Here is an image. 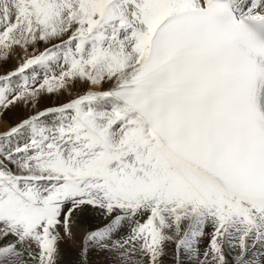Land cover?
Instances as JSON below:
<instances>
[{"label":"snow or ice","instance_id":"obj_1","mask_svg":"<svg viewBox=\"0 0 264 264\" xmlns=\"http://www.w3.org/2000/svg\"><path fill=\"white\" fill-rule=\"evenodd\" d=\"M0 125V264H264V0H0Z\"/></svg>","mask_w":264,"mask_h":264},{"label":"bare ground","instance_id":"obj_2","mask_svg":"<svg viewBox=\"0 0 264 264\" xmlns=\"http://www.w3.org/2000/svg\"><path fill=\"white\" fill-rule=\"evenodd\" d=\"M20 115H22V112L19 110H13L11 114H8V116L4 117V119H7L10 123L17 119ZM0 128H2V125H0ZM92 264H103V257L98 256L95 253L92 254L91 257Z\"/></svg>","mask_w":264,"mask_h":264},{"label":"rangeland","instance_id":"obj_3","mask_svg":"<svg viewBox=\"0 0 264 264\" xmlns=\"http://www.w3.org/2000/svg\"><path fill=\"white\" fill-rule=\"evenodd\" d=\"M9 114H11V113H9Z\"/></svg>","mask_w":264,"mask_h":264}]
</instances>
